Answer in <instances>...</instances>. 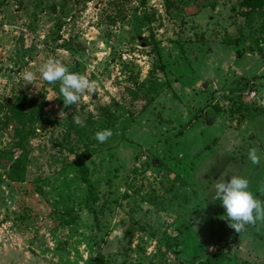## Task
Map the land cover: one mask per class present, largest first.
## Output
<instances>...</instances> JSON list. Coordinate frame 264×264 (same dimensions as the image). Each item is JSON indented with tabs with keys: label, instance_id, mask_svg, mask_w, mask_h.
<instances>
[{
	"label": "rangeland",
	"instance_id": "1",
	"mask_svg": "<svg viewBox=\"0 0 264 264\" xmlns=\"http://www.w3.org/2000/svg\"><path fill=\"white\" fill-rule=\"evenodd\" d=\"M247 10L243 0H0V119L21 93L45 97L53 119L36 124L23 181L8 175L16 158H2L0 264H264V220L237 233L214 187L243 176L264 201V6ZM53 57L95 92L65 109L59 82L39 75ZM12 138L1 120L0 152Z\"/></svg>",
	"mask_w": 264,
	"mask_h": 264
},
{
	"label": "clouds",
	"instance_id": "2",
	"mask_svg": "<svg viewBox=\"0 0 264 264\" xmlns=\"http://www.w3.org/2000/svg\"><path fill=\"white\" fill-rule=\"evenodd\" d=\"M40 77L49 84L59 82V93L63 97L64 108L80 102L82 96L94 93L95 83L81 73L72 72L68 66L56 58H49L39 68ZM22 78L26 85H32L37 79L36 73L25 70ZM49 100L55 98H47ZM67 113L61 109L60 118ZM74 122L83 127L84 122L79 117H73ZM112 135L111 129L96 132L95 138L103 143ZM228 151H232L231 148ZM248 159L253 165H259L262 159L261 149L251 147L248 151ZM249 180L243 176L234 175L225 181L215 184V196L225 209V217L229 227L237 233L245 230L246 225H255L257 221L264 220V201L258 199L250 190ZM264 191V186L260 187Z\"/></svg>",
	"mask_w": 264,
	"mask_h": 264
},
{
	"label": "trees",
	"instance_id": "3",
	"mask_svg": "<svg viewBox=\"0 0 264 264\" xmlns=\"http://www.w3.org/2000/svg\"><path fill=\"white\" fill-rule=\"evenodd\" d=\"M243 4L248 8L245 15L250 19L252 15L254 16L256 14L257 10L264 6V0H243ZM66 48L69 49L71 47L67 44ZM47 105L48 102L45 100V97H41L39 100L36 96L25 93L13 96L3 105L5 109L0 121L4 120L5 126L11 125L13 127V142L10 149L8 148L0 152V168L2 167V158H16L9 164L8 170V175L13 180H24L23 173L20 171L19 162L29 151L30 140L34 136L36 124L53 121L50 114L45 110ZM103 109L107 116H109L107 121L112 123L114 118L110 115L109 106H105ZM76 161L80 165L84 164L83 152L76 154ZM70 223H73V220Z\"/></svg>",
	"mask_w": 264,
	"mask_h": 264
},
{
	"label": "built area",
	"instance_id": "4",
	"mask_svg": "<svg viewBox=\"0 0 264 264\" xmlns=\"http://www.w3.org/2000/svg\"><path fill=\"white\" fill-rule=\"evenodd\" d=\"M250 95H251V97H254L256 95V92L255 91H250Z\"/></svg>",
	"mask_w": 264,
	"mask_h": 264
}]
</instances>
